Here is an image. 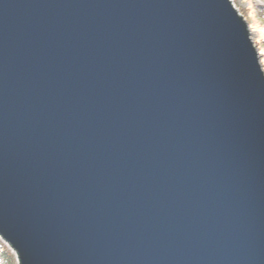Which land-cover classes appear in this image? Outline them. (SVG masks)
Returning a JSON list of instances; mask_svg holds the SVG:
<instances>
[{
  "label": "water",
  "instance_id": "95a60500",
  "mask_svg": "<svg viewBox=\"0 0 264 264\" xmlns=\"http://www.w3.org/2000/svg\"><path fill=\"white\" fill-rule=\"evenodd\" d=\"M0 235L20 264H264V69L231 0H0Z\"/></svg>",
  "mask_w": 264,
  "mask_h": 264
},
{
  "label": "rangeland",
  "instance_id": "374dc122",
  "mask_svg": "<svg viewBox=\"0 0 264 264\" xmlns=\"http://www.w3.org/2000/svg\"><path fill=\"white\" fill-rule=\"evenodd\" d=\"M264 69V0H235ZM0 264H20L15 249L0 235Z\"/></svg>",
  "mask_w": 264,
  "mask_h": 264
},
{
  "label": "bare ground",
  "instance_id": "6f19581e",
  "mask_svg": "<svg viewBox=\"0 0 264 264\" xmlns=\"http://www.w3.org/2000/svg\"><path fill=\"white\" fill-rule=\"evenodd\" d=\"M232 4L234 5V7L236 8L237 7V3L235 2V0H231Z\"/></svg>",
  "mask_w": 264,
  "mask_h": 264
}]
</instances>
